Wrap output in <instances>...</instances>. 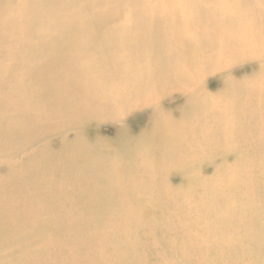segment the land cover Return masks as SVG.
<instances>
[{"label":"bare ground","instance_id":"obj_1","mask_svg":"<svg viewBox=\"0 0 264 264\" xmlns=\"http://www.w3.org/2000/svg\"><path fill=\"white\" fill-rule=\"evenodd\" d=\"M0 264H264V0H0Z\"/></svg>","mask_w":264,"mask_h":264}]
</instances>
